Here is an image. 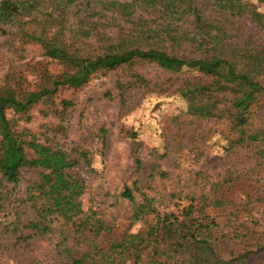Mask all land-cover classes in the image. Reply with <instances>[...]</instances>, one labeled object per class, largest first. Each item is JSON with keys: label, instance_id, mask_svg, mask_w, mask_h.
Returning a JSON list of instances; mask_svg holds the SVG:
<instances>
[{"label": "trees", "instance_id": "1", "mask_svg": "<svg viewBox=\"0 0 264 264\" xmlns=\"http://www.w3.org/2000/svg\"><path fill=\"white\" fill-rule=\"evenodd\" d=\"M132 1L152 18L128 15L118 0H0V58L13 67L0 83V117L12 113L16 122L29 123L37 114L54 121L38 135L27 128L7 134L5 145L20 157L11 165L0 158V250L44 239L59 225L64 233L83 236L86 250L76 256L65 246L58 264H264V193L250 187L264 171V121L250 122L264 92L259 80L264 74V0ZM28 45L38 46L43 58L28 61ZM50 64L56 72L36 83L14 67L36 72L48 71ZM147 65L162 72L143 71ZM111 72L121 106L127 94L141 91L210 105V115H190L186 151L197 161L212 139H219L221 153H247L251 166L242 173L225 166L217 175L190 170L167 190L153 185L169 178L159 162L166 147L145 176L144 160L132 150L131 186L124 185L115 197L132 204L130 223L142 222V227L113 236L111 221L92 207L83 209L88 187L79 169L96 172L94 160L105 156L107 131L99 128L95 151L68 143L75 102L54 100L60 87L80 92L92 78ZM173 119L178 129L181 122ZM219 124L224 128L217 132ZM120 133L135 142V132ZM2 145L0 140V150ZM21 182L19 202L27 208L12 211L11 202L17 201L12 189ZM169 207L175 211L161 209ZM208 215L214 221L206 227L201 222ZM62 231L56 247L67 243ZM103 234L109 240L101 239Z\"/></svg>", "mask_w": 264, "mask_h": 264}, {"label": "rangeland", "instance_id": "2", "mask_svg": "<svg viewBox=\"0 0 264 264\" xmlns=\"http://www.w3.org/2000/svg\"><path fill=\"white\" fill-rule=\"evenodd\" d=\"M118 3L130 16L152 18L147 10L137 6L132 0H118ZM25 56L28 61L33 60L30 62H37L43 58L42 50L35 45L26 46ZM10 57L12 59V55ZM67 59L71 60L69 57ZM2 61L7 60L0 58V83L5 73L13 68L10 69L9 65ZM14 67L26 72L27 81L31 83L47 79L49 74L56 72L57 69L52 64L49 65L48 71L38 70L36 72L25 71L26 68L22 66ZM135 69L139 70L142 67ZM143 71L151 74H155L157 71L162 72L153 65L143 67ZM189 74L194 77L204 76L199 72ZM115 79L116 74L111 72L103 77L92 78L87 87L80 92H74L68 87H60L54 95V100L57 103L71 99L75 102L68 128V143L95 151L99 148V128L103 127L107 131L105 156L103 158L98 156L94 160L96 172L90 173L84 166H80L79 169L86 177L88 187L82 197L83 209L92 207L99 211L100 215L105 216L108 221H111L113 236L117 237L122 233L133 234L142 227V222L130 223L132 204L127 200L115 197L124 185L131 186L130 182L134 172L131 159L132 150L137 149V154L144 160L142 175L145 176L149 173L148 166L155 160L154 158L164 153L166 147V157L159 159V162L161 169L169 174V178L164 181L163 185L156 179L153 185L157 184L158 188L166 186L167 190L174 187L177 181L181 180L182 182L190 170H206L210 174L217 175L225 166L233 168L239 173L251 166L252 159L247 153L235 152L230 155L221 153L222 139V141L212 139L209 146H206L204 156L197 161H194L186 151L184 148L185 133L191 125L189 124L190 115L208 116L211 113L210 105H188L181 99L163 97L154 93L145 94L141 91L127 94L126 104L121 106L114 89ZM259 80L264 86V74ZM107 92H110L112 97L105 96ZM173 118L181 122L178 129L173 126L175 121ZM262 121H264V92L258 96V102L250 117V122L254 125ZM49 122L54 123L52 120L42 119L37 114L29 123L16 122V116L12 113H8L5 119L0 117V140L3 141L0 158L3 164L11 165L20 157L19 153L5 145L7 134L11 129L27 128L38 135L44 131V126ZM223 128L224 125L219 124L217 132L222 131ZM120 129L135 132V142L125 134H121ZM250 184L251 188L254 186L264 193V171L253 177ZM24 187L25 182H21L12 189L11 198L17 199V201L11 202L12 211L16 208H27L26 205L19 202L23 196ZM106 193L109 195L105 196ZM134 196L136 200H140L138 194L134 193ZM161 209L168 212L175 211L173 207ZM255 210L256 208L254 213ZM232 211H234L233 208H228V212ZM258 215L259 213L256 214V217ZM148 219L150 220L151 217ZM202 220L201 224L206 227L212 226L214 221L211 215ZM60 231L62 230L57 225L56 230L44 239L28 241L16 250H0V264H58L63 257V254L59 252L63 251L65 246L76 256L86 250L83 236H73L72 233H64L65 230L62 233L67 237V243L56 247V243L61 239ZM102 236L101 239L109 240V236L106 234ZM125 256L131 263L132 255L129 249L125 250Z\"/></svg>", "mask_w": 264, "mask_h": 264}]
</instances>
